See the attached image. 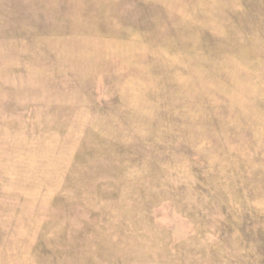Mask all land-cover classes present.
Returning <instances> with one entry per match:
<instances>
[{
	"label": "rangeland",
	"instance_id": "1",
	"mask_svg": "<svg viewBox=\"0 0 264 264\" xmlns=\"http://www.w3.org/2000/svg\"><path fill=\"white\" fill-rule=\"evenodd\" d=\"M0 264H264V0H0Z\"/></svg>",
	"mask_w": 264,
	"mask_h": 264
}]
</instances>
